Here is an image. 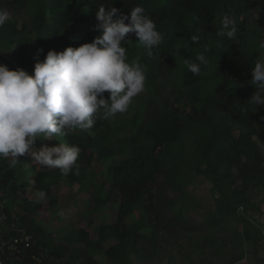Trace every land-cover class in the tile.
Returning a JSON list of instances; mask_svg holds the SVG:
<instances>
[{
	"label": "trees",
	"instance_id": "1",
	"mask_svg": "<svg viewBox=\"0 0 264 264\" xmlns=\"http://www.w3.org/2000/svg\"><path fill=\"white\" fill-rule=\"evenodd\" d=\"M101 5L125 14L141 6L153 19L164 43L152 57L137 46L134 34L126 35L124 46L129 62L138 58L145 66L147 92L157 93L167 73L180 74L175 101L154 98L144 117L135 113L119 123L98 115L91 130L61 138L81 148L78 175L44 169L27 156L15 165L11 158L0 159V235L9 242L25 229L35 239L28 247L6 250L4 264H102V258L103 264H133L134 256L167 254L171 259L172 244L183 234L227 229L232 231L227 246L234 255L227 264L257 255L264 233L250 213L259 211L253 191H264V152L256 140L264 131V108L256 110L246 101L256 91L251 68L264 58V0H0V9L10 15L0 27V52L12 55L14 70L31 75L48 51L91 43L99 35L92 29ZM225 15L235 21L237 33L233 40L223 38L220 47L216 32ZM193 34L200 35L198 44L190 41ZM201 52L208 64L195 75L183 60L195 61ZM108 159L109 189L92 185L90 195L93 206L117 196L115 222L98 225L96 239L87 229L66 227L58 243L36 222L32 194L43 191V199L55 204L53 182L84 184L94 162ZM26 166L27 177L22 175ZM200 177L211 185L215 209L195 222L187 187ZM167 191L176 197L166 196ZM139 207L143 217L129 223Z\"/></svg>",
	"mask_w": 264,
	"mask_h": 264
},
{
	"label": "clouds",
	"instance_id": "2",
	"mask_svg": "<svg viewBox=\"0 0 264 264\" xmlns=\"http://www.w3.org/2000/svg\"><path fill=\"white\" fill-rule=\"evenodd\" d=\"M9 19V13L0 9V27ZM95 19L92 30L99 35L91 43L67 47L62 52L48 51L42 62L35 63L31 75L0 64V159L11 158L15 165L20 157L27 156L31 162L58 169L62 175H78L81 148L61 142V138L91 130L98 115L112 120L128 112L134 98L145 91V66L138 58L129 62L124 45L126 35L134 34L137 46L152 57L153 50L164 43L156 23L141 6L125 14L101 5ZM236 33L235 21L225 15L216 32L218 46L223 47L225 37L233 40ZM189 39L195 45L201 37L193 34ZM183 63L199 75L208 60L201 52L195 61L185 59ZM251 84L256 91L247 104L256 106V110L264 108V58L251 68ZM53 139L59 141L57 146L35 147L37 140ZM35 196L43 199L45 193L37 191Z\"/></svg>",
	"mask_w": 264,
	"mask_h": 264
},
{
	"label": "rangeland",
	"instance_id": "3",
	"mask_svg": "<svg viewBox=\"0 0 264 264\" xmlns=\"http://www.w3.org/2000/svg\"><path fill=\"white\" fill-rule=\"evenodd\" d=\"M12 51H15L13 48ZM176 55L178 63H180V48L176 47ZM0 53V64L8 66L10 70H14V61L12 55L6 51ZM180 80L178 72L167 73V76H162L163 84L157 93L152 94L145 90L142 94L134 98L133 103L129 107V111L124 114H118L112 121L119 123L127 118H131L135 113H139L144 117L146 105L154 98L160 102V97L168 98L175 101L176 94L174 93V85ZM161 82V83H162ZM101 117V116H100ZM129 134L130 132H125ZM124 135V133H123ZM262 152H264V131H260L256 137ZM57 143L56 140L42 141L37 140L35 147L39 148L42 144L51 147ZM111 160L95 161L92 168L87 173L88 180L84 184L71 185L66 180H61L59 183H52V196L57 199V203L50 204V200L38 199L35 193L32 194L31 201L37 205L38 216L35 219L37 223L42 225L48 233L52 234L59 243L61 233L60 230L70 227L73 229H87L91 238L95 239V228L103 223H113L117 217L119 207V199L117 196H112L106 204H91V186L104 185V190L109 189V179L106 174V167ZM26 166L23 176H28ZM44 168V167H43ZM50 169V168H44ZM190 194L189 200L193 203L194 211L191 216L195 222H202L210 212L215 209V196L212 193L211 185L203 178L193 180L187 187ZM166 196L175 198L176 194L167 191ZM102 198H105V193ZM253 200L258 205L259 211L250 213V216L257 221L263 229L264 233V191L261 188L253 191ZM20 203V202H19ZM140 217H143V211L139 207L137 212L129 223L136 222ZM91 221L93 224L90 225ZM147 233V230L143 231ZM231 229L221 231H209L203 233L183 234L182 237L175 239L171 251L173 257L171 259L167 254L159 257L151 255L146 257H133V264H227L232 260L231 247L227 246L226 237H231ZM110 244H106L109 247ZM241 253L237 252L236 257H240ZM103 264V258L100 259ZM236 264H264V236L260 243V248L255 256L245 255L244 259Z\"/></svg>",
	"mask_w": 264,
	"mask_h": 264
},
{
	"label": "built area",
	"instance_id": "4",
	"mask_svg": "<svg viewBox=\"0 0 264 264\" xmlns=\"http://www.w3.org/2000/svg\"><path fill=\"white\" fill-rule=\"evenodd\" d=\"M4 219L5 217H2L1 222ZM19 234V237L9 242L4 241L0 235V264H4L3 256L6 250L15 251L19 246L28 247L35 242L34 236L29 234L25 229L19 230Z\"/></svg>",
	"mask_w": 264,
	"mask_h": 264
},
{
	"label": "crops",
	"instance_id": "5",
	"mask_svg": "<svg viewBox=\"0 0 264 264\" xmlns=\"http://www.w3.org/2000/svg\"><path fill=\"white\" fill-rule=\"evenodd\" d=\"M96 239V238H95Z\"/></svg>",
	"mask_w": 264,
	"mask_h": 264
}]
</instances>
